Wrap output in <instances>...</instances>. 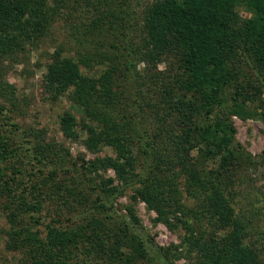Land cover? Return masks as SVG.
<instances>
[{"label":"trees","instance_id":"obj_1","mask_svg":"<svg viewBox=\"0 0 264 264\" xmlns=\"http://www.w3.org/2000/svg\"><path fill=\"white\" fill-rule=\"evenodd\" d=\"M139 5L137 13L113 0H0V70L39 45L59 19L71 22L69 37L79 46L105 51L76 60L58 51L40 89L56 100L71 88L72 103L87 118L98 117L96 128L82 120L89 142L105 140L117 159L83 163L86 190L77 189L80 180L67 185L49 176L36 193L29 188V198L17 193L22 172L13 159L32 168L31 183L34 171L63 157L0 104L5 248L20 253L21 264H264V207L251 210L254 221L235 210L236 178L263 167L264 150L256 162L235 143L232 123L233 117L264 123V0ZM104 58L107 71L81 74L82 66ZM11 89L0 80V99L9 101ZM59 124L71 134L78 123L65 113ZM105 165L119 186L108 180L106 189L87 177ZM129 188L157 222L183 231L178 244L157 245L133 208L116 209V197ZM45 196L57 199L53 213L44 211Z\"/></svg>","mask_w":264,"mask_h":264},{"label":"rangeland","instance_id":"obj_2","mask_svg":"<svg viewBox=\"0 0 264 264\" xmlns=\"http://www.w3.org/2000/svg\"><path fill=\"white\" fill-rule=\"evenodd\" d=\"M137 1H140L143 5L151 0ZM113 2L124 5L126 9L134 10L137 13L142 9L139 5L140 2L137 5L136 0H113ZM240 13L247 16L243 9L240 10ZM71 21L73 22V20ZM71 30L70 21L59 19L52 24L48 36L41 40L39 45L30 46L25 55H20L12 63H4L5 68L0 70V80L12 87L9 101L0 99V104L5 106L10 113L12 121L26 130L37 132L44 144L55 143L56 148L60 150L63 157V159L58 160V163L50 162L51 166H48L49 168H43L40 171H34L33 169L35 176L31 183L28 182V176L32 168L24 167L23 163L25 162L21 159H13L15 160V169L22 172V174L17 175L23 181L17 193L22 192L28 198L29 188L34 186L36 193L39 190V182L45 177L49 178V176H52L54 181H63L67 185H69V181L76 182L80 180L81 183L78 184L77 189L86 190L85 179L81 177L82 172H84L81 169L83 163L95 161L96 159L105 161L111 158L117 160L115 150L105 140L96 136L92 140L93 143L89 142L88 133L82 120L96 128L97 124L99 125L98 117L93 114V119L87 118L82 108L72 103L70 98L71 88L56 100L46 99L41 93L42 77L48 72L54 62L55 54H59L58 51L63 56L72 57L75 60L79 54L91 55L96 52H105L96 47L79 46L69 37ZM6 64H9V66L6 67ZM108 65L109 62L106 58L101 59V63L94 60L91 68L81 67V74L88 77H97L102 72L107 71ZM140 67L142 66L140 65ZM254 107L255 105L251 106V108ZM65 113L73 115L78 123L74 126L71 134H65L60 128L59 119ZM232 123L236 130L235 143L239 144L245 152L253 156L254 160L258 162L264 150V123L252 119L240 120L236 117L232 118ZM3 129L0 120V134L3 133L1 132ZM54 171L55 174L52 175L51 172ZM16 174L18 173L16 172ZM86 174L87 177L93 179L94 182L101 183L106 189L109 186L108 180H112L113 185L119 186L116 172L109 165L99 167L96 171L91 169ZM11 175H7L5 179ZM236 179L235 189L239 192L235 206L236 213L254 221L256 216L252 213L256 212L257 208H259L258 212L260 213V209L264 207V166L248 167V169L241 171ZM26 183L28 188L25 187ZM131 194L132 189L129 188L121 196L116 197L114 203L116 209H120V212L125 213L127 208H133L145 232L153 238L157 245L178 244L183 231L178 227L171 229L164 223L157 222L156 213L144 202L139 200L134 202L131 199ZM51 198L47 196L41 198L43 201H47L44 204L45 213H53L54 211L53 203L57 199L52 200ZM184 202L189 207L194 204L192 199ZM252 209L253 212H251ZM67 217L65 216L62 220L65 224L69 223ZM262 225L264 224L262 223ZM7 232L8 222L0 209V264H21V254L5 248ZM181 263L179 262V264Z\"/></svg>","mask_w":264,"mask_h":264}]
</instances>
